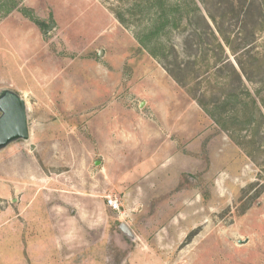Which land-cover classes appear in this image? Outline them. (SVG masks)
Instances as JSON below:
<instances>
[{
    "label": "rangeland",
    "instance_id": "rangeland-1",
    "mask_svg": "<svg viewBox=\"0 0 264 264\" xmlns=\"http://www.w3.org/2000/svg\"><path fill=\"white\" fill-rule=\"evenodd\" d=\"M167 3L162 59L152 0H0V264L264 263V0Z\"/></svg>",
    "mask_w": 264,
    "mask_h": 264
},
{
    "label": "trees",
    "instance_id": "trees-1",
    "mask_svg": "<svg viewBox=\"0 0 264 264\" xmlns=\"http://www.w3.org/2000/svg\"><path fill=\"white\" fill-rule=\"evenodd\" d=\"M153 1V7H154V16L153 19L151 20L150 24L142 30H139L136 33V40L137 42L143 47L145 48L152 56L154 57H161L162 59H166L168 58L169 55V51H167V47L165 45H163L159 39L161 37V35L163 34V32L166 30V28L168 26H170L171 22L174 18V14L170 11L169 9V4L167 3V0H152ZM225 44L227 46H229V48L231 50L234 51V48L232 47V45L230 44V41L228 38L224 39ZM156 48L158 49V51L156 50ZM169 48V47H168ZM170 51L174 53V55H176V51L175 49L170 46ZM157 52H155V51ZM160 51V52H159ZM236 62L238 64V66L241 69V72L243 73V76L249 80H250V76H248L245 68L242 66V62L241 59H236ZM171 64V66H166V70L167 72L177 81V82H186L185 80H182V78H180L181 73H183L184 68H181V64L180 62L177 60V58H175L174 62H169ZM183 66V65H182ZM231 71L232 74L237 77L240 82H241V77H240V73L238 72V70H236L233 66L231 67ZM261 72V71H260ZM262 76H264V69L262 70ZM262 81V80H261ZM200 102V101H199ZM253 104H255V100H252ZM235 113H242V114H246V110L242 109V108H237L235 110ZM261 119H263L261 117ZM223 127H227V126H223ZM258 129L259 126L254 128V132H253V138L256 134H258ZM256 137V136H255ZM253 138H251L249 141H247V143H253ZM246 144V143H245ZM262 147V146H261ZM257 148L258 150L260 149H264V148ZM264 151V150H262ZM249 155H251L252 157V153L249 152Z\"/></svg>",
    "mask_w": 264,
    "mask_h": 264
},
{
    "label": "water",
    "instance_id": "water-1",
    "mask_svg": "<svg viewBox=\"0 0 264 264\" xmlns=\"http://www.w3.org/2000/svg\"><path fill=\"white\" fill-rule=\"evenodd\" d=\"M53 27L50 24L44 31ZM29 131L24 97L10 86H0V152L18 140H28ZM119 228L134 238L129 227L121 222ZM134 240V239H133ZM242 243V241H238Z\"/></svg>",
    "mask_w": 264,
    "mask_h": 264
},
{
    "label": "built area",
    "instance_id": "built-area-1",
    "mask_svg": "<svg viewBox=\"0 0 264 264\" xmlns=\"http://www.w3.org/2000/svg\"><path fill=\"white\" fill-rule=\"evenodd\" d=\"M107 203H108V205H110L113 208H118V204H117L116 200H114L112 198H108Z\"/></svg>",
    "mask_w": 264,
    "mask_h": 264
},
{
    "label": "crops",
    "instance_id": "crops-1",
    "mask_svg": "<svg viewBox=\"0 0 264 264\" xmlns=\"http://www.w3.org/2000/svg\"><path fill=\"white\" fill-rule=\"evenodd\" d=\"M250 240H248V242H249ZM242 243H244V242H242ZM262 264H264L263 262H262Z\"/></svg>",
    "mask_w": 264,
    "mask_h": 264
}]
</instances>
